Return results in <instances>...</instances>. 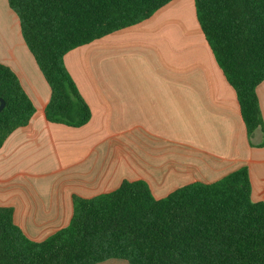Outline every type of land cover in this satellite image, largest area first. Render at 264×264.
<instances>
[{
	"label": "crops",
	"instance_id": "1",
	"mask_svg": "<svg viewBox=\"0 0 264 264\" xmlns=\"http://www.w3.org/2000/svg\"><path fill=\"white\" fill-rule=\"evenodd\" d=\"M0 62L16 73L36 110L0 149V206L13 209L31 240L70 223L75 195L112 192L124 180L146 181L161 199L247 166L252 199L264 203V126L248 133L194 0H173L149 19L65 55L92 112L79 128L47 120L51 88L7 0H0ZM257 94L264 121V81Z\"/></svg>",
	"mask_w": 264,
	"mask_h": 264
},
{
	"label": "trees",
	"instance_id": "2",
	"mask_svg": "<svg viewBox=\"0 0 264 264\" xmlns=\"http://www.w3.org/2000/svg\"><path fill=\"white\" fill-rule=\"evenodd\" d=\"M51 88L48 121L79 128L92 112L69 74L70 51L152 17L173 0H7ZM197 20L247 131L263 128L257 87L264 81V0H194ZM0 149L26 127L35 105L16 73L0 62ZM260 145H264V139ZM70 223L42 241L0 206V264H264V203L252 199L247 166L194 182L157 199L144 180H124L92 198L75 195Z\"/></svg>",
	"mask_w": 264,
	"mask_h": 264
},
{
	"label": "water",
	"instance_id": "3",
	"mask_svg": "<svg viewBox=\"0 0 264 264\" xmlns=\"http://www.w3.org/2000/svg\"><path fill=\"white\" fill-rule=\"evenodd\" d=\"M5 105V101L0 97V112L4 109Z\"/></svg>",
	"mask_w": 264,
	"mask_h": 264
}]
</instances>
